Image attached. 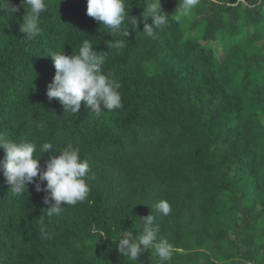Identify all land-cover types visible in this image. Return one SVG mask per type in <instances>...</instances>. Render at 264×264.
Wrapping results in <instances>:
<instances>
[{
	"label": "trees",
	"instance_id": "16d2710c",
	"mask_svg": "<svg viewBox=\"0 0 264 264\" xmlns=\"http://www.w3.org/2000/svg\"><path fill=\"white\" fill-rule=\"evenodd\" d=\"M45 2L33 39L20 30L21 0H9L15 14L0 9V133L34 142L44 170L43 143L79 147L91 191L48 217L46 193L30 183L13 196L0 168V264H158L151 250L130 262L115 242L150 214L171 264H264V0H200L179 20V0H161L169 22L154 39L143 0H125L139 21L128 37L89 17L87 0ZM85 39L106 56L122 108L97 116L82 102L73 114L49 101V55L76 54ZM119 39L126 47L110 49Z\"/></svg>",
	"mask_w": 264,
	"mask_h": 264
},
{
	"label": "clouds",
	"instance_id": "9594fccd",
	"mask_svg": "<svg viewBox=\"0 0 264 264\" xmlns=\"http://www.w3.org/2000/svg\"><path fill=\"white\" fill-rule=\"evenodd\" d=\"M21 5L27 9L20 25L21 32L26 33L29 39L40 36L43 31L40 18L47 7L45 0H21ZM199 5L200 0H179L176 8L179 15L174 18L179 20L181 16L189 17ZM142 6L144 11L141 15L145 21L142 32L154 39L155 30H163L168 25L169 15L163 10L161 0H143ZM0 9L14 14L18 11V7L10 6L9 0H3ZM87 15L100 22L112 36L119 33L128 37L129 28L133 31L139 29L138 18L129 16L126 11L125 0H87ZM149 19L151 24L146 22ZM126 21L128 26L122 28ZM108 46L119 51L126 44L124 39H119L109 41ZM100 53L88 39L82 42L76 54L52 52L49 56L54 61L56 72L46 93L49 101L55 98L65 112L73 114L80 111L82 102L85 108H90L97 116L122 108L119 92L121 84L111 74H105L102 66L106 62V56ZM36 148L34 142H15L0 133V149L5 153L3 160H0V168L6 184L10 186L11 194L21 195L28 184H34L36 191L46 193L44 203L50 205L47 208L48 217L61 215L66 205L74 206L85 202L91 191L86 182L91 168L89 162L81 158L80 148L67 143L55 151L51 143H43L40 151L44 154L51 151L46 170L40 166V157H34ZM44 182L46 187H42ZM155 208L164 216L171 213L167 200H160ZM141 220L143 229L139 234L133 235L132 231L119 233L115 240L118 241L119 253L132 262L137 261L143 252L151 250V257L158 258V264H171L173 246L166 238L159 237L160 229L154 223L155 217L150 214Z\"/></svg>",
	"mask_w": 264,
	"mask_h": 264
},
{
	"label": "rangeland",
	"instance_id": "374dc122",
	"mask_svg": "<svg viewBox=\"0 0 264 264\" xmlns=\"http://www.w3.org/2000/svg\"><path fill=\"white\" fill-rule=\"evenodd\" d=\"M214 46L215 47H217V45L216 44H214ZM217 55V54H216ZM223 57V55H222V52L221 51H219V58H222Z\"/></svg>",
	"mask_w": 264,
	"mask_h": 264
}]
</instances>
